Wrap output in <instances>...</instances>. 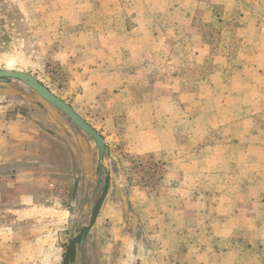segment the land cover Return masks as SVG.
Returning <instances> with one entry per match:
<instances>
[{"label": "rangeland", "instance_id": "obj_1", "mask_svg": "<svg viewBox=\"0 0 264 264\" xmlns=\"http://www.w3.org/2000/svg\"><path fill=\"white\" fill-rule=\"evenodd\" d=\"M0 70L39 79L107 146L100 167L66 116L20 81L0 85L2 106L43 108L42 145L59 143L62 165L75 162L52 193L63 213L24 222L29 237L0 230V264L18 251L15 264H63L108 177L74 264H264V244L239 262L212 256L204 235L214 225L197 215L236 202L240 188L264 189V0H0ZM155 125L178 129L174 150H155Z\"/></svg>", "mask_w": 264, "mask_h": 264}, {"label": "crops", "instance_id": "obj_2", "mask_svg": "<svg viewBox=\"0 0 264 264\" xmlns=\"http://www.w3.org/2000/svg\"><path fill=\"white\" fill-rule=\"evenodd\" d=\"M127 86L129 87L123 85L121 91H126ZM129 88L130 91L133 89L131 85ZM1 102L0 99V230L6 232V237L15 240L19 237H29L20 229L24 222L37 220L38 216L42 215L40 212L50 211L57 215L63 213L59 209V199L52 193H55L57 180L70 182L73 178L75 162L67 157L62 165L59 143L53 144L52 153L42 145V140L46 139L43 133L51 130L46 125L48 121L42 107H24L22 104L27 103L22 99L19 100V107L13 103L2 106ZM153 131L161 136L159 140L155 138L151 142L157 151L174 150L179 143L177 128L169 129L155 125ZM241 132L250 134L251 130ZM193 141L195 140L193 139L191 144ZM254 188L256 186L240 188L236 202L231 200L232 194L223 201L205 204L203 212L197 214L198 218L203 217L213 223V230L204 236L208 237L209 244H212L209 247V251L213 252L212 256H217L221 261L231 256L239 262L240 251L247 254L260 250L264 244L262 233L258 234L260 227L264 230V189L256 188L254 193H259L246 200V197L252 195ZM150 210L152 211V208ZM241 229L250 231L251 235L247 240L242 241L237 237V230ZM41 235L46 236L45 233ZM14 255L15 260L11 264H15L17 258L22 260L25 257L21 251Z\"/></svg>", "mask_w": 264, "mask_h": 264}, {"label": "water", "instance_id": "obj_3", "mask_svg": "<svg viewBox=\"0 0 264 264\" xmlns=\"http://www.w3.org/2000/svg\"><path fill=\"white\" fill-rule=\"evenodd\" d=\"M20 81L25 86L35 92L42 100H44L50 107L57 112L66 116L68 120L82 132H84L95 143L98 150L99 166H103L107 154V146L104 138L95 130L89 123H87L81 115L67 102L54 94L46 85L39 79L23 71L15 70H0V85L9 84L12 81ZM111 179L108 177L107 186L93 207L89 226L83 227L73 236L64 255L63 264H74L77 258L78 248L82 245L84 237L97 223L103 205L109 194V186Z\"/></svg>", "mask_w": 264, "mask_h": 264}, {"label": "flooded vegetation", "instance_id": "obj_4", "mask_svg": "<svg viewBox=\"0 0 264 264\" xmlns=\"http://www.w3.org/2000/svg\"><path fill=\"white\" fill-rule=\"evenodd\" d=\"M92 229H93V228H92ZM92 229H91V230H92ZM91 230H90V231H91ZM90 231H89V232H90ZM89 232L86 233L85 237L88 235ZM85 237H84V239H85ZM83 241H84V240H83Z\"/></svg>", "mask_w": 264, "mask_h": 264}]
</instances>
